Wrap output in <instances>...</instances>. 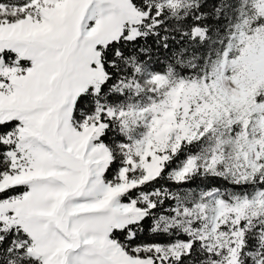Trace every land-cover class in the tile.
I'll return each instance as SVG.
<instances>
[{"label":"snow or ice","instance_id":"6c2138e0","mask_svg":"<svg viewBox=\"0 0 264 264\" xmlns=\"http://www.w3.org/2000/svg\"><path fill=\"white\" fill-rule=\"evenodd\" d=\"M0 264H264V0H0Z\"/></svg>","mask_w":264,"mask_h":264},{"label":"trees","instance_id":"16d2710c","mask_svg":"<svg viewBox=\"0 0 264 264\" xmlns=\"http://www.w3.org/2000/svg\"><path fill=\"white\" fill-rule=\"evenodd\" d=\"M205 183H207V182H205ZM196 184H201V182L199 180H197ZM201 186H203V185L201 184Z\"/></svg>","mask_w":264,"mask_h":264}]
</instances>
